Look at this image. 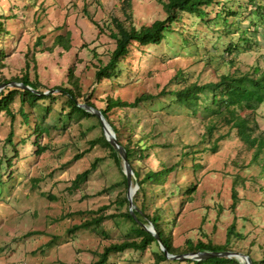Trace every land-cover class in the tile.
Instances as JSON below:
<instances>
[{
  "label": "rangeland",
  "instance_id": "1",
  "mask_svg": "<svg viewBox=\"0 0 264 264\" xmlns=\"http://www.w3.org/2000/svg\"><path fill=\"white\" fill-rule=\"evenodd\" d=\"M159 1L131 0V15L127 19L123 0H0V13L4 15V26L9 32L2 42L6 55L1 60L5 66L0 67V79L9 80L26 72L30 79H37L42 86L53 89L66 82V74L73 67L82 90L87 94L93 89L90 100L96 106H103L101 99L111 93V86L106 80L94 84L93 63H97V56L105 62L113 47V39L109 35L110 20L113 17L121 21L126 19V24L131 23L135 27L149 25L164 17ZM239 1L244 3L247 0ZM228 5L238 9L237 0ZM11 14L12 17L6 18L5 15ZM250 19V16H242L241 27L245 28ZM181 22L180 28L185 30L188 39L196 33L201 40L202 33L207 32L210 37L202 39L207 42L211 34L213 38L216 35L214 51L208 55L210 64L203 69L198 56L201 46L196 45L198 48L192 53L194 47L184 49L182 34L170 32L159 45L143 46L145 53L141 56L133 52L131 66L124 68L117 78L120 84L113 95L132 101L143 92L158 94V98L146 105L165 114L171 96L162 95L161 91L177 69L188 71L190 79H193L191 75L202 72L205 81L213 80L217 73L228 69L225 62L230 55L225 49L231 38L222 36L217 39L221 23L217 20L211 22L215 25L211 30L189 14L182 15ZM229 29L238 30L235 23L231 28L224 26V30ZM261 29L263 34V25ZM67 33L70 36L69 50L60 46L48 50L57 34ZM232 39L237 41V35L234 34ZM254 48L252 52L236 55V65L247 69L259 58L263 48ZM259 62L264 66L261 60ZM4 83L9 86L10 82ZM3 87L0 85V90ZM63 101L64 97L60 96L53 102H47L52 109L50 118L55 117V110L62 107ZM18 106L16 97L11 107L16 110ZM117 111L113 112V117ZM178 114H174L169 106L165 114L168 124L178 125L179 138L184 143L196 142L201 125L192 118L185 117L183 121L184 111ZM192 121L194 125L190 126ZM258 121L264 129V111ZM180 122H184V127L179 126ZM52 124L48 132H43L38 138L30 134L23 143L19 137L24 128L16 124V144L9 146L3 143L10 129L9 116L0 111V264H90L104 245L122 238L128 231L127 221L120 217H107L100 224L75 228L100 212L113 214L125 210L126 204L120 206L116 202L123 191V185L118 184L121 174L107 147L98 142L90 146L100 134L94 118ZM101 129L104 133L103 126ZM227 130L225 126L218 127L213 138ZM174 138V132H169V139ZM36 142L42 150H37ZM77 153L82 155L75 159ZM196 157L201 166L196 171L189 168L185 172V182L196 185L192 199L182 200L171 172L158 192L154 186L156 193L149 202L148 211L152 212L153 206L159 205L167 211L168 219L175 217L171 229L176 246H183L187 239L224 243L227 227L234 224L236 230L243 234L240 239L232 238L233 246L238 250L234 252L244 254L249 251L254 258H260L264 249V190L259 193L254 182L264 186V175L259 174V165L250 162L251 151L231 132V136L218 140L215 152L208 150L197 153ZM7 158L12 159L10 165ZM92 163H95L93 168ZM144 163L155 167L157 161L149 156ZM89 168L85 182L73 188L75 176ZM236 176L242 178L243 183L237 187L239 199L232 207L231 187ZM135 189L132 185L129 189L127 187L126 196L130 192L132 197ZM146 228L153 230L152 225ZM156 249L157 246L152 244L143 252L127 250L113 253L107 264H148Z\"/></svg>",
  "mask_w": 264,
  "mask_h": 264
},
{
  "label": "trees",
  "instance_id": "2",
  "mask_svg": "<svg viewBox=\"0 0 264 264\" xmlns=\"http://www.w3.org/2000/svg\"><path fill=\"white\" fill-rule=\"evenodd\" d=\"M231 1L233 0H160L164 17L155 19L149 25L141 27H135L131 23L126 24V19L121 21L113 17L110 20L109 29V35L113 39V47L109 50L105 62L97 56V63H93L94 84L106 80L111 86V93L101 99L104 102L103 106H96L90 100L93 89L87 94L82 90L73 67L69 68L66 74V82L53 89L42 86L37 79H30L26 72L20 76H13L9 80L0 79V85L4 82H17L29 87L5 85L0 90V111L9 116L10 124V129L3 142L5 145L15 146L16 124L19 128H24V133L19 137L20 143H23L30 134L38 138L43 132H48L54 125L53 122L62 125L91 117L96 120L100 127L99 136L91 141L90 146L98 142L107 147L110 157L121 174V180L118 184L123 185V191L120 192L116 202L120 206L123 204L127 206L123 212L119 213L105 214L100 212L75 228L100 224L107 217H120L127 221L128 231L122 238L104 245L102 250L97 252V258L90 264H107L109 263V256L113 253H122L127 250L143 252L152 244L157 246V249L152 252V260L148 264H242L241 260L234 256L210 255L202 259L168 258L160 248V244L171 255L199 251L234 252L238 250L233 246L232 238L233 240L240 239L243 234L236 230L234 224H231L227 227L224 243H214L210 239H197L196 241L187 239L183 246H176L173 243L171 229L175 223V217L168 219L167 211L159 205H154L152 212L148 211L149 202L156 193L153 189L154 186L157 187L158 192L159 186L168 180L171 172L174 173L173 182L177 193L180 194L183 201L191 200L196 185L194 182H185V172L189 168L196 171L201 166L196 161V154L208 150L215 152L218 147V140L225 136H231V132H234L235 137L247 150L251 151L250 162L259 165V174L264 175V129H261L258 121V118L262 116V111H264V66L259 62L261 60L264 63V41L262 42L264 32L262 34L261 29L262 25L264 27V0H247L244 3L237 0L238 9L236 10L228 5ZM130 7L131 0H123V11L127 19L131 15ZM184 14L194 15L207 28L208 26L211 27V30H214L215 26L211 22L219 21L221 26L217 29V39L222 36L231 38L227 41L225 49L230 55V59L225 62L228 65L226 71L217 73L213 80L205 81L202 79V72L198 75H191L193 79H190V73L180 68L175 71L161 91L162 95L171 96L170 104L165 107V114L168 113L170 106L176 115H179V111H184L183 121L185 117L192 118L195 123L201 125V130L197 133V141L189 144L180 140L178 125H169L165 118L166 115L162 114L160 109H151L146 105L147 102L158 98L160 95L143 92L132 101L124 100L119 95H113V91L117 89L116 86L120 84L117 78L120 77L124 68L131 66L130 59L133 52H138L137 54L141 56L145 53L142 49L143 46L159 45L165 39L166 34L170 32L182 34L184 49L194 47L192 53L201 46L198 56L203 69L210 64L208 55L214 51L213 45L216 35L213 38L211 34V39H208L207 42L202 40L210 37L207 32L202 33L201 40L197 38L196 33H192V38L188 39L185 30L180 28L182 25L181 18ZM246 15L250 16L251 19L243 28L240 21L241 17ZM5 16L9 18L12 17V14ZM252 18H255V21H252ZM234 23L237 25V31L224 30V26L231 28ZM234 34L237 35L235 42L232 39ZM7 35L9 32L4 26V15L0 13V67L5 66L1 62L6 55L2 42ZM206 43L208 47H206ZM55 46L69 50L71 47L69 34H57L48 50ZM254 47L257 50L263 48V53L259 55V58L249 64L247 69L237 66L235 63L236 55L241 52H252ZM46 91L47 93H45ZM60 96L64 97L62 107L55 110V117L50 118L52 109L47 102H53L56 97ZM16 97L19 99V106L14 110L11 104ZM79 104H86L100 111L114 133L116 142L125 151L132 170L131 185L136 187L131 197L132 212L128 208L127 181L123 173L121 157L106 139L99 118ZM115 110H118V113L113 117ZM51 121L52 123H50ZM192 122L189 124L190 126L194 125ZM179 124L180 127H184V122ZM223 126L227 127V132L213 138V133L217 128ZM172 131L178 141L175 138L169 139V132ZM35 144L38 151L43 149L39 147L37 142ZM178 145L179 148H177ZM81 155L82 153H77L74 158L76 159ZM149 156L156 159L155 167H150L144 163V159ZM11 160L7 158L8 165L11 164ZM94 166L95 163H92L91 168ZM89 172L90 168L78 173L72 181V187L81 186ZM242 183V178L234 177L231 187L232 207H235L238 202L237 187ZM254 185L257 186L259 193L263 192L264 186L257 181L254 182ZM149 225L156 229L159 240L147 231L146 227ZM244 254L250 257L252 264H264V249L258 259L254 258L249 251H245Z\"/></svg>",
  "mask_w": 264,
  "mask_h": 264
},
{
  "label": "water",
  "instance_id": "3",
  "mask_svg": "<svg viewBox=\"0 0 264 264\" xmlns=\"http://www.w3.org/2000/svg\"><path fill=\"white\" fill-rule=\"evenodd\" d=\"M6 83H3L1 84V86H5ZM9 85L11 86H19L21 88H29L28 86H24L22 85L21 83H17V82H10ZM80 106L86 108L88 111L94 113L100 120L103 128H104V135L106 137V139L110 142V144L118 151L119 153V156L121 157V160H122V164H123V173L126 177V181H127V187L129 189L130 185H131V176H132V170H131V167L128 163V160L126 158V154H125V151L123 149V147L121 145H119L117 142H116V138H115V135L114 133L110 130V128L108 127L105 119L103 118L102 114L100 113L99 110L91 107V106H88L86 104H79ZM127 198H128V201H129V210L132 212V202H131V195H130V192H128L127 194ZM147 231L151 232L158 240H159V236H158V233L156 231V229L153 227L152 229L153 230H150L148 228H146ZM160 248L166 253L167 257L168 258H185V257H189V258H195V259H202V258H205L207 256H210V255H220V256H227V257H237L241 260L242 264H252L251 263V259L248 255L246 254H243V253H240V252H233V251H222V252H202V251H199V252H190V253H185V254H182V255H171V254H168L165 250V248L160 244Z\"/></svg>",
  "mask_w": 264,
  "mask_h": 264
}]
</instances>
